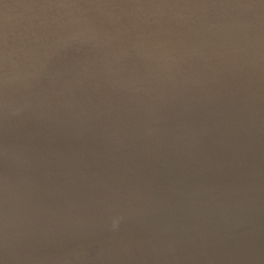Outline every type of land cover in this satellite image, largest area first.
I'll return each instance as SVG.
<instances>
[{"label": "water", "instance_id": "water-1", "mask_svg": "<svg viewBox=\"0 0 264 264\" xmlns=\"http://www.w3.org/2000/svg\"><path fill=\"white\" fill-rule=\"evenodd\" d=\"M0 264H264V0H0Z\"/></svg>", "mask_w": 264, "mask_h": 264}]
</instances>
